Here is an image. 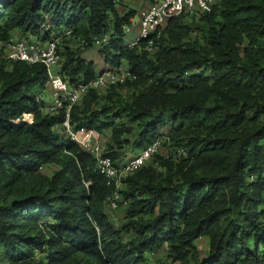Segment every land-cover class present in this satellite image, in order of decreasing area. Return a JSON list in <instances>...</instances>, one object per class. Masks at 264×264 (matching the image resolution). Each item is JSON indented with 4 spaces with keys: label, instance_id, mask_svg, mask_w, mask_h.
<instances>
[{
    "label": "trees",
    "instance_id": "16d2710c",
    "mask_svg": "<svg viewBox=\"0 0 264 264\" xmlns=\"http://www.w3.org/2000/svg\"><path fill=\"white\" fill-rule=\"evenodd\" d=\"M136 15L122 0H0V42L71 33L57 49L71 88L96 77L82 54L107 37L97 55L134 79L89 90L71 123L108 134L113 163L161 135L171 150L124 180L125 223L115 229L112 186L67 139L61 114L37 101L44 66L0 60V245L19 264H264V0H219L211 13L173 18L153 54L147 40L127 47Z\"/></svg>",
    "mask_w": 264,
    "mask_h": 264
},
{
    "label": "built area",
    "instance_id": "2783aa9c",
    "mask_svg": "<svg viewBox=\"0 0 264 264\" xmlns=\"http://www.w3.org/2000/svg\"><path fill=\"white\" fill-rule=\"evenodd\" d=\"M218 2L219 0H157L152 5L147 4L139 9L137 20H132L131 24L124 28V35L131 38L130 42L127 43V47L138 46L142 41L147 40L144 51L153 54L157 48L154 47L152 38L159 39L169 20L181 15L190 18L211 13L213 6ZM70 34V32H65L63 37H69ZM63 37L55 36L50 40L41 42L33 36H19L0 42V60L44 66L47 76L45 92H48L51 97L50 104L45 106V111L51 116L61 114L62 122L60 126L67 139L93 157L96 170L107 180V185H111L113 188L112 194L107 199V209L115 212L119 208V203L126 206L120 195L124 180L145 166L153 156L159 154L160 141L153 142L136 155L125 153V162L117 166L107 156V144L98 134L84 128H75L71 123L72 110L81 103L89 90L106 91L134 78L123 66L110 67L104 70L103 73L97 74L88 84L71 88L57 73L61 60L57 49ZM106 42L107 37L95 40V51ZM37 101H43L42 95L37 98ZM27 117L30 119H27ZM22 121L31 124L32 117L23 115ZM177 157L185 158L186 152L179 150Z\"/></svg>",
    "mask_w": 264,
    "mask_h": 264
},
{
    "label": "rangeland",
    "instance_id": "374dc122",
    "mask_svg": "<svg viewBox=\"0 0 264 264\" xmlns=\"http://www.w3.org/2000/svg\"><path fill=\"white\" fill-rule=\"evenodd\" d=\"M123 4L125 2V5H127L129 8H135L138 9L136 7L135 1L136 0H122ZM119 12H123L124 8L123 6L118 8ZM139 9L137 10L138 13ZM134 20H137V15L135 16ZM188 23L190 24L191 28L194 29V32L191 34V37L194 38L196 36H200V32H198L197 30H195L194 25L196 24L195 21L189 20ZM15 37H19L18 34L15 35ZM246 45V41L243 42L242 48ZM62 50H60L61 52ZM82 56L87 59L90 60L93 64H94V69L95 72L97 74H99L101 71L103 70H107L108 68H110V66L106 63L103 62V60L97 55L96 51L93 49H89L85 52H83ZM124 96L126 93H123ZM50 95L48 94V92H44L42 94V100L44 102L45 105L50 104ZM29 119V118H27ZM116 124L121 125V124H126L125 120H116L115 121ZM164 133V132H163ZM101 137V139L108 141L109 139V135H99ZM160 139V150H159V154L162 157L168 156L169 155V144L165 143V136L161 135V137H159ZM171 151V150H170ZM125 162V159L123 158V160L121 161L120 164L118 165H122ZM55 169L54 166H48L44 169H42L43 173H51L53 170ZM106 213L109 216L113 226L115 227V229H120V227L125 223V221L123 220V215H124V209L120 208L119 210L115 211V212H111L108 211L106 209ZM196 246L198 248V254H199V259L201 262L206 261L207 260V239L205 238H201L199 240H197L196 242ZM155 259H156V254H155ZM45 256L44 255H35V260H41L44 259ZM152 259V257L150 258V260ZM0 264H19L15 258L12 259V261L9 260V258L6 256V251L4 250V248L0 245Z\"/></svg>",
    "mask_w": 264,
    "mask_h": 264
},
{
    "label": "crops",
    "instance_id": "0c3cea01",
    "mask_svg": "<svg viewBox=\"0 0 264 264\" xmlns=\"http://www.w3.org/2000/svg\"><path fill=\"white\" fill-rule=\"evenodd\" d=\"M123 2V1H122ZM135 4H136V7L138 8V9H141V8H143V7H145L146 5H147V3H145V2H143V1H139V0H136L135 1ZM124 5H125V2H124ZM126 7L128 8V9H130V10H134V11H137L138 9H135V8H129L127 5H126ZM124 11V10H123Z\"/></svg>",
    "mask_w": 264,
    "mask_h": 264
},
{
    "label": "bare ground",
    "instance_id": "6f19581e",
    "mask_svg": "<svg viewBox=\"0 0 264 264\" xmlns=\"http://www.w3.org/2000/svg\"><path fill=\"white\" fill-rule=\"evenodd\" d=\"M29 118V117H28Z\"/></svg>",
    "mask_w": 264,
    "mask_h": 264
}]
</instances>
